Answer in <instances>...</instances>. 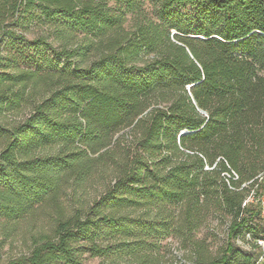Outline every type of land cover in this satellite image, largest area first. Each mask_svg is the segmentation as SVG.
Listing matches in <instances>:
<instances>
[{
    "label": "trees",
    "instance_id": "1",
    "mask_svg": "<svg viewBox=\"0 0 264 264\" xmlns=\"http://www.w3.org/2000/svg\"><path fill=\"white\" fill-rule=\"evenodd\" d=\"M263 193L264 0H0V231L47 220L0 264L154 262L212 215L197 264H255Z\"/></svg>",
    "mask_w": 264,
    "mask_h": 264
},
{
    "label": "rangeland",
    "instance_id": "2",
    "mask_svg": "<svg viewBox=\"0 0 264 264\" xmlns=\"http://www.w3.org/2000/svg\"><path fill=\"white\" fill-rule=\"evenodd\" d=\"M130 21L127 22V25ZM40 31L30 28L27 37L36 36ZM102 189L94 185L82 192L67 191L66 196L61 198L66 211L72 212L80 204H86L94 197L98 196ZM249 202L254 199L249 198ZM47 220L44 217L36 218L29 222L26 219L20 220L14 229L0 231V263L23 254H27L41 228L46 229ZM230 219L222 218L218 215L209 216L200 226L193 230L187 239H183L176 234H170L164 239H146L142 252L154 262L130 261L128 258L111 261L104 257L84 256V264H197L202 259H210L217 256L224 246L226 240V229ZM42 225V227H40ZM258 236L264 235V223L259 222ZM262 231V232H261ZM234 244L244 251H251L258 254L255 264H264V240H257L250 233H245L244 237L237 238ZM257 247H256V246ZM150 260V259H149Z\"/></svg>",
    "mask_w": 264,
    "mask_h": 264
},
{
    "label": "built area",
    "instance_id": "3",
    "mask_svg": "<svg viewBox=\"0 0 264 264\" xmlns=\"http://www.w3.org/2000/svg\"><path fill=\"white\" fill-rule=\"evenodd\" d=\"M259 203H260V207H261V213L264 216V193L261 196V198L259 199Z\"/></svg>",
    "mask_w": 264,
    "mask_h": 264
}]
</instances>
